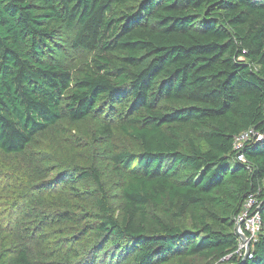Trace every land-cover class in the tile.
I'll list each match as a JSON object with an SVG mask.
<instances>
[{
    "label": "trees",
    "instance_id": "trees-1",
    "mask_svg": "<svg viewBox=\"0 0 264 264\" xmlns=\"http://www.w3.org/2000/svg\"><path fill=\"white\" fill-rule=\"evenodd\" d=\"M62 30L92 53L76 75L49 59ZM89 116H111L125 137L110 155L123 203L117 215L93 163L58 180L75 197L80 179L98 188L95 212L73 225L69 264H264V0H0L5 186L13 163L11 184L23 188L17 167L27 161L28 183L50 191L30 148L48 128ZM108 121L100 133L111 137ZM49 193L52 211L34 206L19 222L35 231L4 264H60L42 257L46 236L36 232L78 213L52 207ZM249 195L261 227L242 260L235 217Z\"/></svg>",
    "mask_w": 264,
    "mask_h": 264
},
{
    "label": "rangeland",
    "instance_id": "rangeland-1",
    "mask_svg": "<svg viewBox=\"0 0 264 264\" xmlns=\"http://www.w3.org/2000/svg\"><path fill=\"white\" fill-rule=\"evenodd\" d=\"M71 37L70 32L60 31L52 45V50L48 53L50 60L56 61L69 70L71 74L76 75L79 69L84 67V63L91 57L92 53L71 46ZM66 120L48 128L38 138L36 145L30 148V160L33 158L38 160L40 168H43L42 171L49 179H52L53 187L50 191L37 190L34 184L28 183L25 177V170L28 166L27 161H21L20 166L17 167L18 173L21 171L20 176L23 177L21 179L23 181L18 182L23 187L21 189H16L11 184H14L18 177L15 172H11L13 163L8 165L7 170L10 177L14 178L15 181L11 180L7 187L5 186L7 182L4 179V173L0 171V264H4L3 260L7 258L12 246L22 241L23 236H28L31 230L34 229L35 231V226L32 229H23L19 224L20 221H28L32 218L34 215L32 210H35L34 206L37 212L42 209L52 211L51 199L44 200L47 192H50L49 195L53 197L57 196L55 205H52V207L59 203L58 206L60 205L61 208H67L70 209V212L78 213V215L73 214L78 221H67L63 224L49 220L47 223L42 222L41 225L47 227L43 231L39 229L36 232V235L44 233V236H46V241L42 244L44 251L42 257L47 260L59 261L60 264H69L68 261L74 257L75 252V250H71L70 245L73 234L77 232L74 226L80 224L81 227L82 224H85L80 218L83 213L95 212L93 200L97 196L98 188L91 179H80L76 181L75 186L82 195L81 197H75L71 193H67L69 189L60 184L58 180L61 177L66 178L70 174L74 175L76 168H83L85 164L93 163L94 166L103 167L104 177L111 185L109 190L111 205L117 215L120 213L123 203L119 189L121 176L111 170L110 155L117 146L126 142L120 130L114 127L115 122L111 121L114 118L109 116L104 121L97 116H89L77 123ZM108 120L113 125L111 137L100 133V126L109 122ZM0 166L5 168L4 164ZM58 196L63 201H59ZM62 203L63 205H61ZM40 218V215L33 217L37 220L36 223ZM26 225L32 227L31 222L26 223ZM36 239L35 237L34 240ZM75 249L81 252L85 251L88 249V242L84 239L81 240L75 245ZM67 251H70V255L67 254ZM35 253L39 255L38 252L35 251ZM122 264H129V262Z\"/></svg>",
    "mask_w": 264,
    "mask_h": 264
},
{
    "label": "built area",
    "instance_id": "built-area-1",
    "mask_svg": "<svg viewBox=\"0 0 264 264\" xmlns=\"http://www.w3.org/2000/svg\"><path fill=\"white\" fill-rule=\"evenodd\" d=\"M246 136L247 134H243L237 138L236 148L240 146V141ZM238 159L244 160L242 155H238ZM235 226H238L236 230L238 235L242 233L245 236L243 239L239 237L240 241L238 245V251L243 255L249 248V243L256 239L261 227V218L258 213V204L255 196L249 195L246 198L241 211L235 217Z\"/></svg>",
    "mask_w": 264,
    "mask_h": 264
},
{
    "label": "water",
    "instance_id": "water-1",
    "mask_svg": "<svg viewBox=\"0 0 264 264\" xmlns=\"http://www.w3.org/2000/svg\"><path fill=\"white\" fill-rule=\"evenodd\" d=\"M237 228H238V226H235V230H237ZM239 237H240L241 239H243L245 236H244V234L239 233ZM248 250H249V248L247 249L246 253H244V254L242 255V260L245 259V258L247 257Z\"/></svg>",
    "mask_w": 264,
    "mask_h": 264
}]
</instances>
